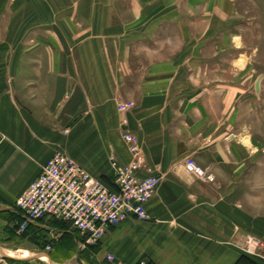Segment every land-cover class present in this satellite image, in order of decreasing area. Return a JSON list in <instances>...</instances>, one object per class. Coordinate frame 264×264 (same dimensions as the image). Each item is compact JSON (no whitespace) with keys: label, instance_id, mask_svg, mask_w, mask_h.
I'll return each mask as SVG.
<instances>
[{"label":"crops","instance_id":"1","mask_svg":"<svg viewBox=\"0 0 264 264\" xmlns=\"http://www.w3.org/2000/svg\"><path fill=\"white\" fill-rule=\"evenodd\" d=\"M22 43L20 52H0V256L25 255L1 241L22 233L12 205L54 154L107 182L113 180L111 158L130 161L115 113L119 99L134 102L127 128L161 183L146 207L149 226L131 231L135 220L121 223L105 237V254L111 255L108 242L125 243L133 235L138 258L155 264H235L239 227L247 232L255 216L252 194L242 191L250 188L242 160L252 156L247 144L241 142L246 145L239 155L233 140L217 131L219 117L199 122L197 111L192 116L181 100L158 113L140 74L134 72L132 81L125 72L112 73L85 50L63 57L58 35L27 36ZM127 88L133 96L124 98ZM188 159L214 181L188 172ZM122 253L124 259L129 251Z\"/></svg>","mask_w":264,"mask_h":264},{"label":"rangeland","instance_id":"2","mask_svg":"<svg viewBox=\"0 0 264 264\" xmlns=\"http://www.w3.org/2000/svg\"><path fill=\"white\" fill-rule=\"evenodd\" d=\"M38 34L58 35L63 57L85 50L112 73L132 81L140 74L158 113L181 100L199 122L219 117L217 131L239 155L247 144L252 156L242 160L250 188L242 191L252 194L255 216L250 231L239 227L235 264H264V0H0V52H20L26 37ZM114 104L120 132L129 131L134 102ZM122 104L133 106L117 112ZM148 220H135L131 231L148 227ZM128 238L108 242L106 255V238L83 247L68 226L49 219L2 240L25 255L0 256V264H155L138 258L133 235Z\"/></svg>","mask_w":264,"mask_h":264},{"label":"built area","instance_id":"3","mask_svg":"<svg viewBox=\"0 0 264 264\" xmlns=\"http://www.w3.org/2000/svg\"><path fill=\"white\" fill-rule=\"evenodd\" d=\"M132 106L122 104L117 112ZM121 138L131 159L126 164L110 159L112 182L93 176L62 153L54 154L12 205V211L23 221L20 229L54 220L68 226L84 247L100 243L126 220L147 221L146 207L161 177L147 165L133 133L123 129ZM185 169L209 183L214 181L192 159L187 160Z\"/></svg>","mask_w":264,"mask_h":264},{"label":"bare ground","instance_id":"4","mask_svg":"<svg viewBox=\"0 0 264 264\" xmlns=\"http://www.w3.org/2000/svg\"><path fill=\"white\" fill-rule=\"evenodd\" d=\"M22 255V254H21Z\"/></svg>","mask_w":264,"mask_h":264}]
</instances>
